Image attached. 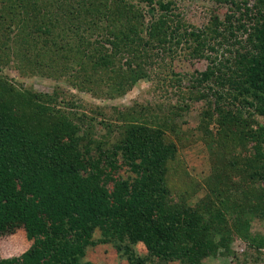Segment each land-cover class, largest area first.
I'll list each match as a JSON object with an SVG mask.
<instances>
[{
	"label": "trees",
	"instance_id": "trees-1",
	"mask_svg": "<svg viewBox=\"0 0 264 264\" xmlns=\"http://www.w3.org/2000/svg\"><path fill=\"white\" fill-rule=\"evenodd\" d=\"M5 1L7 14H0V234L25 228L33 245L21 257L0 259V264H92L85 259L87 250L102 242L117 246L128 264H204L206 258L216 257L224 249L229 255L232 238L219 229L228 213L210 211V205L217 200L214 198L219 196V175L209 177L206 182L210 195L195 206L176 201L168 179L177 175L170 174V163L178 149L168 143L163 125H153L137 108L117 113V121L108 119L101 110L88 117L85 111L77 110L74 100L64 97L65 92L58 89L48 94L18 86L2 75V69L11 64L7 58L12 50L10 29L17 30L13 33V50L22 61L15 69L53 79L69 74V84L86 91L95 82L101 87L105 79L119 74L130 87L145 78L139 66L133 68L132 61L127 63L132 69L120 73L122 67L117 59L125 53L134 56L150 43L160 48L172 44L167 50L175 45L173 52L178 53L183 51V41L191 39L192 58L211 62L200 74L202 78H197V84L202 86L213 76L225 79L219 99L227 90H234V101L241 100L245 108L254 109L264 118V9L259 7L264 6V0H255V7L261 9L257 16H250L251 8L242 12L237 7L244 20L255 18L250 31L247 25L235 26L236 16L231 12L222 31L218 26L202 33L184 30L183 22L172 13V2L85 0L87 11L92 14L95 10L112 28V39L103 38L101 44L91 43L79 34L81 24L76 21L84 18V0ZM143 4L149 9L142 10ZM147 15L150 20L145 22ZM114 27L123 31L118 29L116 33ZM235 29L242 30L245 39ZM63 32L77 39L80 36V41L75 45L65 43ZM28 43L55 48L61 62L50 65L47 57ZM222 48L226 54L220 56ZM218 57L223 60L218 62ZM76 66L78 69L71 75ZM239 117V132L232 136L230 133L234 146L259 140L262 145L256 157H264V126L256 131L255 121ZM98 124L107 130V135L96 139ZM234 163L239 165V171L234 168L235 174L246 173L250 166L246 158ZM122 168L127 170L126 177L119 174ZM259 169L264 182V163ZM181 183L186 192L201 189L199 183L185 177ZM250 183L244 181L243 195L247 199L253 195ZM258 198L256 204L251 198L252 208L264 205V198L262 202ZM244 205L240 214H235L243 239L250 246L260 247L258 238L249 234L248 216L253 213ZM97 231L98 242L94 239ZM139 243L147 247L148 256L140 257L136 248Z\"/></svg>",
	"mask_w": 264,
	"mask_h": 264
},
{
	"label": "rangeland",
	"instance_id": "rangeland-1",
	"mask_svg": "<svg viewBox=\"0 0 264 264\" xmlns=\"http://www.w3.org/2000/svg\"><path fill=\"white\" fill-rule=\"evenodd\" d=\"M65 1L70 0H61L60 2ZM161 1L165 3L172 2L173 15L175 14L177 19L183 22L184 30L188 33H202L211 28L216 30L218 26L219 30L222 31L227 24V15L231 12H234L236 16V19L233 20L235 26L247 25L250 31L256 20L255 18H253V21L244 20L241 13L244 12L245 8H251L253 10L250 9V16H257L259 11L264 9V6L261 5L259 6L261 9L256 8L254 5L255 0H229L228 4L217 0ZM6 3L5 0H0V14H7L4 11V6H7ZM50 5H52L51 2ZM237 7L242 8V12H238ZM87 8V1L84 0V18L78 17L82 20L76 21V23L81 24L79 34H83L91 43L99 42L101 44L103 38L112 39L113 36L109 37L112 28L109 27L107 20L100 18L95 10L92 14L89 13ZM148 9V6L143 4L142 10ZM8 16L10 17L9 13ZM144 19L147 22L150 20V16L147 15ZM4 20H6V27L9 24L7 18H4ZM6 29L9 30L7 27ZM118 29L116 30V27H114L116 33H119ZM119 30L123 31L122 28ZM10 31L12 50L7 53V58L11 61V64L2 69V75L10 79L11 82L18 86L48 94H52L59 89L62 93L65 92L63 94L65 98L75 101L76 107L79 108L77 110L80 113L85 111L88 117L93 114L98 115L101 110L107 114L108 119L116 120L117 113L126 112L129 108H137L141 112L140 114H145L146 117L144 118L153 122V125L157 127L163 125L168 143L173 144L178 149L175 160L170 163V174L177 175L170 177L171 180L168 179L172 197L176 201L195 206L204 197L210 195L211 190L206 182L209 177L213 174L219 175V186L217 188L221 195L219 192V196L214 198L217 200L210 205V211L218 213V210H221L224 215L228 213L225 216L224 223L219 224V229H222L224 235H227L229 239L232 238L230 254H225L224 249L216 257L206 258L204 264H264V214L261 211L264 210V205L251 207V198H253V202L257 201L254 202L255 204L259 202L258 196L261 198V202L264 198V182L260 179L262 170L259 169L261 164L264 163V157H256L262 142L258 140L234 146V137H230V133H232V136L240 130V127H238L239 115L241 119L247 122L255 121L258 124L254 128L256 131L264 126V118L254 109L245 108V104L241 100L234 101L235 99L232 96H237V92L232 89L228 88L232 91L227 90L223 94V99L220 100L219 94L224 89L222 84L227 82L225 79H221L219 76L216 79V76H213L208 82L205 81L202 86L197 84V78L199 80L202 78L200 74L208 69L211 62L207 59L197 60L192 58L191 39L188 40V43L183 41L181 45L183 51H178V53L173 52V49H176L175 45H173L172 50H167L172 44L160 48L156 43H150L148 48L135 52L134 56L130 55L131 52L125 53L120 56L122 58L117 59L119 60V66L121 63L122 67L120 73L129 72L132 68H129L127 63L132 61L133 68L139 66L146 76L145 78H141L130 87L129 81H124V78L119 77L121 75L119 74L117 77L115 75L112 79L110 78V80L105 79L101 87H99L100 83L96 84L95 82L88 89L90 91H86L70 85L69 74H64L59 79H53L35 73L33 75L31 72L23 74L20 69H15L14 67L22 61L18 53L13 50L16 46L13 33H16L17 30L12 32L10 29ZM235 32L239 37L245 39L242 30L239 31L238 29L237 31L235 29ZM61 35L63 40L65 39V43L70 41L75 45L80 41V36H78V39L73 38V34L67 32H63ZM143 37L147 39L146 35ZM28 44L33 50H37L44 57H47L46 62L50 65L61 62L55 48H45L43 45L36 47L31 43ZM105 47L110 48L109 45H105ZM224 49L220 50V56L225 52ZM35 53L33 52V54ZM211 55L212 57L216 56L215 53H211ZM221 60L223 58L218 57V62ZM78 67H72L75 70H72L71 75L75 74ZM122 86L123 88H121ZM124 90L128 91L125 92ZM95 132L94 138L96 139L105 134L107 135V130L102 124L97 125ZM114 134L116 137L117 133ZM242 158L249 161V169L246 170V173L237 172L235 174L234 168L239 171V165L235 166L236 163L234 162L238 161L240 163ZM174 169L177 172H174ZM125 171H127L126 168H122L119 174L126 177L127 173ZM231 173L234 174L231 175ZM221 175L223 176L221 177ZM183 177L187 178V181L191 180L199 183L201 189L194 193L186 192V187L181 183ZM246 179L252 185L253 195L248 196L249 199L246 195H243ZM226 184L227 187L225 188L224 185ZM245 203L249 208L248 211L253 213L248 216L250 219L249 234L258 238L260 247L250 246L249 242L243 239L240 221L235 214H240L239 210L245 208ZM208 215L206 213L205 216ZM99 238L100 232L97 231L94 239L98 242ZM32 245L33 241L29 239L25 228H20L13 234H0V259L21 257ZM136 248L138 254L141 255L140 257L148 256L149 251L143 243H139ZM119 251L117 246L112 243H95L87 250L85 259L92 264H128L126 258L121 256V251Z\"/></svg>",
	"mask_w": 264,
	"mask_h": 264
}]
</instances>
